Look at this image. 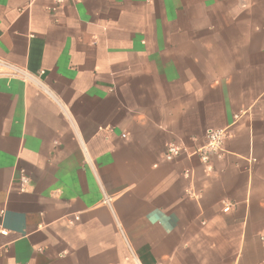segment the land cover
Instances as JSON below:
<instances>
[{
  "label": "crops",
  "instance_id": "crops-1",
  "mask_svg": "<svg viewBox=\"0 0 264 264\" xmlns=\"http://www.w3.org/2000/svg\"><path fill=\"white\" fill-rule=\"evenodd\" d=\"M1 229L0 264H261L264 0H0Z\"/></svg>",
  "mask_w": 264,
  "mask_h": 264
},
{
  "label": "built area",
  "instance_id": "built-area-1",
  "mask_svg": "<svg viewBox=\"0 0 264 264\" xmlns=\"http://www.w3.org/2000/svg\"><path fill=\"white\" fill-rule=\"evenodd\" d=\"M67 0H55L57 6L63 5ZM71 2H77L79 0H69ZM228 138L227 130L223 129H210L206 132V143L205 145L197 148L195 150V154L199 156L202 163L210 169V163L213 158H222L224 156V145L225 141ZM186 150L183 146H179L176 144H171L168 146L164 159L168 163H174L177 161ZM30 183L29 177L23 173L20 177V184L23 190ZM231 209V206H226L224 208V212L228 213ZM7 231L4 229L0 230V234L7 235ZM264 264V261L261 263Z\"/></svg>",
  "mask_w": 264,
  "mask_h": 264
}]
</instances>
